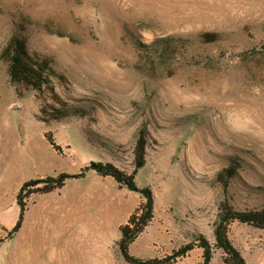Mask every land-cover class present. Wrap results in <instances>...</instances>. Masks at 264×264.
<instances>
[{
    "label": "rangeland",
    "instance_id": "1",
    "mask_svg": "<svg viewBox=\"0 0 264 264\" xmlns=\"http://www.w3.org/2000/svg\"><path fill=\"white\" fill-rule=\"evenodd\" d=\"M17 22L30 52L54 56L68 77L59 93L87 113L40 122L41 103L17 94L0 60V212L17 204L24 182L77 174L92 161L131 173L144 128L136 182L151 187L155 209L131 253L164 258L204 235L209 264H226L214 235L221 203L264 208V0H0V51ZM205 32L220 39L204 43ZM159 37L174 38V53L159 55L150 45ZM232 159L240 165L225 188L218 174ZM25 201L23 232L0 250V264H130L117 242L140 193L89 171ZM229 238L246 264H264V229L234 221ZM14 244L25 255L14 257ZM203 261L196 246L170 264Z\"/></svg>",
    "mask_w": 264,
    "mask_h": 264
},
{
    "label": "trees",
    "instance_id": "2",
    "mask_svg": "<svg viewBox=\"0 0 264 264\" xmlns=\"http://www.w3.org/2000/svg\"><path fill=\"white\" fill-rule=\"evenodd\" d=\"M200 37L204 43L216 42L220 39V35L216 32H205ZM174 41L173 37H159L150 45L162 48L159 55L163 58L170 52L174 53L177 49ZM28 44L26 26L22 22L15 23L8 41L0 51V60L7 65L10 83L17 94L21 97L28 92H33L36 100L41 103L37 119L47 125H53L67 121L72 117L86 115L87 109L84 106L73 103L59 93L58 86L68 87L70 81L65 73L58 70L54 56L40 52L32 53ZM45 138L55 150H61L51 132H47ZM147 142V131L143 128L140 130L134 147V169L131 173L121 170L112 162L92 161L77 174L63 172L58 176L24 182L17 194V204L20 209L17 222L12 229L6 230L5 237H0V247L7 238L12 237L21 229L27 211L25 198L35 194H49L56 189L63 188L70 178H84L89 171H95L104 177H112L119 186L126 187L132 192H138L142 196V201L128 220L120 226L117 247L126 262L130 264H170L198 246L204 251V261L201 264H209L213 257V247L204 235H198L196 241L180 247L172 255L164 258L144 259L131 253V244L154 218L153 190L149 186L139 187L136 182V176L147 162ZM239 165L240 163L236 159H232L230 165L218 174V178L225 188L236 176ZM39 184L43 185L39 186ZM25 191H27L26 195H24ZM234 221L264 229V208L235 210L228 199H225L220 205V213L214 229L215 246L222 250L226 264H246L244 257L229 238V226Z\"/></svg>",
    "mask_w": 264,
    "mask_h": 264
},
{
    "label": "crops",
    "instance_id": "3",
    "mask_svg": "<svg viewBox=\"0 0 264 264\" xmlns=\"http://www.w3.org/2000/svg\"><path fill=\"white\" fill-rule=\"evenodd\" d=\"M19 212H20V209H19L18 204H13V205H8V206L6 204L2 205V212H0V228L2 229V235L0 237H5V233H7L6 230H10L13 228V227L11 228L8 223H10L11 218L18 217ZM23 223H24V221H23ZM23 229H24V226L22 225L19 232L15 233L11 239H6L2 243L0 250L4 247V245L7 243V241L11 240V241L15 242L17 237L22 234ZM13 242H12V244H13ZM12 247L14 248V254H13L14 257H20L22 254L25 255V253L23 252V250L21 249L20 246L17 247V245L14 244V246L12 245Z\"/></svg>",
    "mask_w": 264,
    "mask_h": 264
},
{
    "label": "bare ground",
    "instance_id": "4",
    "mask_svg": "<svg viewBox=\"0 0 264 264\" xmlns=\"http://www.w3.org/2000/svg\"><path fill=\"white\" fill-rule=\"evenodd\" d=\"M39 220V219H38ZM49 220V219H48ZM43 221V220H42ZM52 222V221H51ZM38 225H39V223H38ZM47 225V224H46ZM45 225V226H46ZM45 226H44V228H45ZM52 226V225H51ZM35 227V226H34ZM56 227H57V225H56ZM59 227V226H58ZM36 229V228H35ZM49 229V228H48ZM50 230V229H49ZM51 232V231H50ZM53 233V232H52ZM47 234V233H46ZM50 235V234H49ZM51 239V238H50ZM47 241H49V239L47 240ZM49 243V242H48ZM85 243V242H84ZM55 244V243H54Z\"/></svg>",
    "mask_w": 264,
    "mask_h": 264
}]
</instances>
